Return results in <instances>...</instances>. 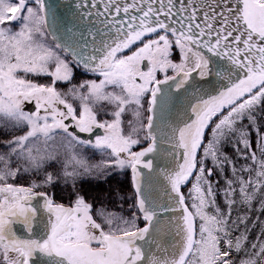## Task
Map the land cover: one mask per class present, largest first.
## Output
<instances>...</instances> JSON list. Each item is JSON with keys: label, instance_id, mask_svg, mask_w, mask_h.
<instances>
[{"label": "snow or ice", "instance_id": "obj_1", "mask_svg": "<svg viewBox=\"0 0 264 264\" xmlns=\"http://www.w3.org/2000/svg\"><path fill=\"white\" fill-rule=\"evenodd\" d=\"M0 264H264V0H0Z\"/></svg>", "mask_w": 264, "mask_h": 264}]
</instances>
